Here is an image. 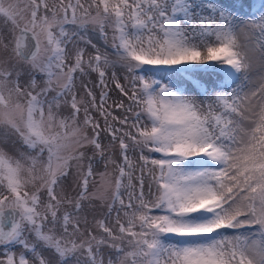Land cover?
Here are the masks:
<instances>
[{
    "label": "rangeland",
    "instance_id": "1",
    "mask_svg": "<svg viewBox=\"0 0 264 264\" xmlns=\"http://www.w3.org/2000/svg\"><path fill=\"white\" fill-rule=\"evenodd\" d=\"M110 1L0 0V210L21 213L0 264H205L213 236H200L237 215L215 189L222 167L202 158L186 173L178 154L156 163L180 136L166 137L163 102L142 78L143 43L153 36L165 53L168 38L142 3L163 0ZM21 27L39 44L31 60L17 55ZM211 145L203 140L198 156ZM196 180L197 207L183 208Z\"/></svg>",
    "mask_w": 264,
    "mask_h": 264
},
{
    "label": "bare ground",
    "instance_id": "2",
    "mask_svg": "<svg viewBox=\"0 0 264 264\" xmlns=\"http://www.w3.org/2000/svg\"><path fill=\"white\" fill-rule=\"evenodd\" d=\"M146 15L168 38L165 53L163 45L154 46L153 36L143 43L142 78L163 102L166 137L172 139L176 130L180 132L171 141L172 149L156 152V163L178 154L187 157L178 164L186 173H196L202 158L207 166L222 167L225 178L222 175L215 189L227 212L237 215L231 217L229 230L200 236L201 241L213 236L209 241L213 253L208 257L203 248V261L264 264V0L146 1L142 16ZM87 36L97 40L94 30H87ZM194 128L202 131L200 136L191 134ZM205 139L211 141V152L198 156ZM195 182L187 186L183 208L197 207L191 199L200 186ZM169 213L167 218L174 220ZM201 216L205 217L203 211ZM201 216L192 222L199 224ZM245 223L252 224L251 229H244ZM226 245L236 247L242 260H231Z\"/></svg>",
    "mask_w": 264,
    "mask_h": 264
},
{
    "label": "water",
    "instance_id": "3",
    "mask_svg": "<svg viewBox=\"0 0 264 264\" xmlns=\"http://www.w3.org/2000/svg\"><path fill=\"white\" fill-rule=\"evenodd\" d=\"M16 51L22 60L35 58L39 45L33 32L20 28L16 40ZM20 211L15 208L0 210V244L4 243L20 224Z\"/></svg>",
    "mask_w": 264,
    "mask_h": 264
}]
</instances>
